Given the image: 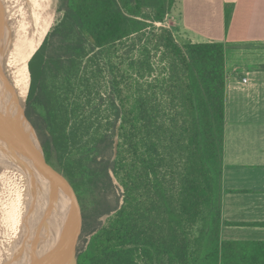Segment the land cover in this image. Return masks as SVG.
Here are the masks:
<instances>
[{
    "label": "trees",
    "instance_id": "obj_1",
    "mask_svg": "<svg viewBox=\"0 0 264 264\" xmlns=\"http://www.w3.org/2000/svg\"><path fill=\"white\" fill-rule=\"evenodd\" d=\"M174 3L59 0V23L26 52L25 114L46 164L64 173L76 197L114 181L122 189L119 207L95 209L94 220L109 217L87 233L77 264H264L263 241L220 238L225 46L180 45L156 27ZM231 12L226 6V28ZM0 163L20 217L10 165Z\"/></svg>",
    "mask_w": 264,
    "mask_h": 264
},
{
    "label": "crops",
    "instance_id": "obj_2",
    "mask_svg": "<svg viewBox=\"0 0 264 264\" xmlns=\"http://www.w3.org/2000/svg\"><path fill=\"white\" fill-rule=\"evenodd\" d=\"M164 21L184 43L225 46L220 238L264 242V0H175Z\"/></svg>",
    "mask_w": 264,
    "mask_h": 264
},
{
    "label": "water",
    "instance_id": "obj_3",
    "mask_svg": "<svg viewBox=\"0 0 264 264\" xmlns=\"http://www.w3.org/2000/svg\"><path fill=\"white\" fill-rule=\"evenodd\" d=\"M6 81L0 72V82L5 84L8 90L10 85ZM0 109H3L0 113L3 115L2 124L5 130L0 136L8 140L13 158L23 167V172L32 186L30 190L32 203L35 205V201L42 199L50 212L44 223L41 217L38 229L32 230L33 236L26 232L29 233L27 235L31 241L24 244L18 241L15 253L13 252L14 255L8 264H77L76 245L81 234L82 217L74 190L63 177L46 164L43 150L37 143L34 127L25 116L22 105L19 107L14 99L11 109L1 106ZM119 124L115 129L112 161L116 158L118 150ZM23 134H27V141ZM36 145L40 147L39 154L36 152ZM40 235H42L40 240L35 239Z\"/></svg>",
    "mask_w": 264,
    "mask_h": 264
},
{
    "label": "bare ground",
    "instance_id": "obj_4",
    "mask_svg": "<svg viewBox=\"0 0 264 264\" xmlns=\"http://www.w3.org/2000/svg\"><path fill=\"white\" fill-rule=\"evenodd\" d=\"M37 2L38 0H0V12H3L0 14V72L5 81L8 79L10 85V89L7 90L6 85L0 82V93L3 95V101L8 110L12 108L14 99L19 107L25 100L24 60L21 47L23 38L20 34L23 28L32 21ZM24 59L26 62V54H24ZM1 130L0 127V132ZM23 136L27 141V134H23ZM10 150V168L20 217L5 186L3 172L0 170V264H8L15 253L18 241L23 244L31 241L27 234L30 233L33 236L32 230H37L39 227L36 222L38 218L37 203L33 205L31 198L32 186L23 172L22 165L18 163L19 161L16 162ZM31 210L35 211L32 217L30 216ZM28 211L30 212L28 213ZM26 224L29 233L24 232ZM38 238L40 240L42 235L35 239Z\"/></svg>",
    "mask_w": 264,
    "mask_h": 264
},
{
    "label": "rangeland",
    "instance_id": "obj_5",
    "mask_svg": "<svg viewBox=\"0 0 264 264\" xmlns=\"http://www.w3.org/2000/svg\"><path fill=\"white\" fill-rule=\"evenodd\" d=\"M58 8H59V0H38L37 6L35 9V14L32 18V21L21 31V34H20V36L22 35V38H23L22 43H21L22 44L21 47L23 48V60H24V75H23L24 82H23V85H24L25 100L22 104L24 114H25L26 98H27V94H28V73L26 70V62L24 59V54H26L28 49L31 47L32 43L38 37L46 36L52 30V28L56 24L59 23V21L62 17V13L58 10ZM44 17H48V19L46 21L42 22ZM164 22L157 24L156 27H158V28L163 27L166 29H170L168 27V24L166 22L165 23ZM170 30L173 32V35H174L177 43L182 45L184 42L180 37H178L177 32L175 30H172V29H170ZM19 44H20V42H19ZM118 50L120 51L119 54L121 55V50L120 49H118ZM159 60H160L159 51L151 54V62L154 64V66L156 67V70H157V72L153 73V76H157L159 74L158 66H156L159 63ZM98 91H99L100 95H103L104 98H106L107 95L109 94V90H107V88H106V82L103 79L99 83ZM3 100H4L3 95H2V93H0V106L6 108ZM23 105H24V107H23ZM2 111H3V109H0V112H2ZM99 113H100L101 118H105V117H107V115H110L109 112L105 110V105H103L100 108ZM2 116L3 115H1V113H0V124H1L0 127L2 128L0 135H2L1 133L3 131H5L3 129L4 126L2 124V120H3ZM25 116H26V114H25ZM117 125H118V123H117ZM34 130H35L36 138L38 141L37 143L40 144L41 149L43 150L42 137H40V135L38 134V132L36 131L35 128H34ZM3 137L4 136H0V160L7 161L10 165V161H9V149L10 148H9V144L6 145L5 147L2 146ZM114 138H115V135H114ZM114 138H113V141H114ZM118 142H119V138H118ZM35 147H36L35 148L36 152L39 154V151H40L39 148L40 147H38V145H36ZM0 166H1V163H0ZM48 167H50V166H48ZM50 169H52L59 176L63 177L67 181V179L64 177V173L61 170H58V168L56 166L51 165ZM113 183H114V186L111 189H102L100 187L99 188L93 187L89 192H87L83 196L76 197L77 202H78V208H79V211H80V214L82 217V229H81V234L79 236V239L77 241V245H76L77 249L79 247H81V245L83 244V241L85 239L88 240L89 236H87V233L89 231L94 230L95 228H98L99 226L103 225L109 217V216H102L99 219L94 220L93 214H94L95 209L101 208V207L105 206V204L109 205L112 208H116V207H119L121 205V203H122V199H121L122 189L120 186H118L117 182L114 181ZM37 201H36V203H38ZM41 202L43 205H42V210H40L41 211L40 216H39V206L37 204V212H38L39 219L36 222L39 225L41 224V220L43 218L42 213L48 212V209L46 208L47 206H46L45 202L43 200H41ZM34 212H35L34 210H31V212H30L31 217L34 216ZM26 223L28 224V220ZM27 224L24 226V232H29L26 229Z\"/></svg>",
    "mask_w": 264,
    "mask_h": 264
},
{
    "label": "built area",
    "instance_id": "obj_6",
    "mask_svg": "<svg viewBox=\"0 0 264 264\" xmlns=\"http://www.w3.org/2000/svg\"><path fill=\"white\" fill-rule=\"evenodd\" d=\"M241 81H242V83H246L247 82V78L246 77H242Z\"/></svg>",
    "mask_w": 264,
    "mask_h": 264
},
{
    "label": "flooded vegetation",
    "instance_id": "obj_7",
    "mask_svg": "<svg viewBox=\"0 0 264 264\" xmlns=\"http://www.w3.org/2000/svg\"><path fill=\"white\" fill-rule=\"evenodd\" d=\"M30 22H31V21H30ZM24 28H25V27H24ZM24 28H23V29H24ZM49 213H50V212H48V216H49Z\"/></svg>",
    "mask_w": 264,
    "mask_h": 264
}]
</instances>
